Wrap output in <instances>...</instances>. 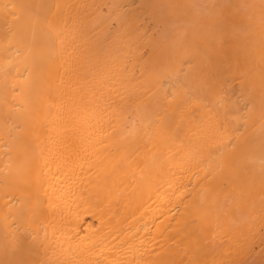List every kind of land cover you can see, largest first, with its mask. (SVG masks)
<instances>
[{
	"label": "bare ground",
	"instance_id": "bare-ground-1",
	"mask_svg": "<svg viewBox=\"0 0 264 264\" xmlns=\"http://www.w3.org/2000/svg\"><path fill=\"white\" fill-rule=\"evenodd\" d=\"M0 264H264V0H0Z\"/></svg>",
	"mask_w": 264,
	"mask_h": 264
}]
</instances>
